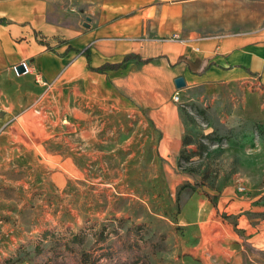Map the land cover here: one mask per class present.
<instances>
[{"label":"rangeland","instance_id":"rangeland-1","mask_svg":"<svg viewBox=\"0 0 264 264\" xmlns=\"http://www.w3.org/2000/svg\"><path fill=\"white\" fill-rule=\"evenodd\" d=\"M188 3L176 34L184 41L264 33V0ZM0 16L10 24L0 27V54L3 37L13 47L0 57V117L2 103L11 111L0 120V264H81L82 251L105 253L100 231L111 252L96 264H264V92L255 80L177 89L146 67L126 94L85 71L60 79L74 56L30 99L14 67L37 73L26 54L33 40L60 52L59 41L87 27L73 0H0ZM73 234L84 242L66 249Z\"/></svg>","mask_w":264,"mask_h":264},{"label":"crops","instance_id":"crops-1","mask_svg":"<svg viewBox=\"0 0 264 264\" xmlns=\"http://www.w3.org/2000/svg\"><path fill=\"white\" fill-rule=\"evenodd\" d=\"M188 1L73 0L77 5V16L83 18L81 24L87 27L86 30L69 41H59L57 45L60 52L55 51L49 43L41 45L33 40L26 54L34 55L32 65L37 73L15 75L16 88L33 99L42 94L44 90L41 87L56 79L61 69L75 56V62L61 74L60 79L73 78L85 71L88 75L111 77L112 82H117L126 94L133 93V82L146 67L152 68V73L161 69L174 87V80L178 77L184 80L182 88L203 86L208 90L223 83L231 84L239 79L251 78L257 83L258 89L264 92V33L224 34L197 43L162 39L165 35L180 32L184 19L188 18ZM0 19L4 21L0 24L1 28L10 25L4 16H0ZM36 26L31 25L35 30L32 32L34 38L38 36ZM2 42L5 44L0 57L7 61L13 47L6 37H3ZM67 46L73 50L65 52ZM83 48H88L89 66L93 68L105 63H120L128 54L149 61L131 60L118 70L98 73L89 70L85 57L76 52ZM179 56L191 61L206 59L211 65L202 74H195L190 72L184 62L176 63ZM5 90L8 92L7 87ZM1 106L6 112L2 113L0 120L5 122L7 112L11 111L6 104L2 103Z\"/></svg>","mask_w":264,"mask_h":264},{"label":"trees","instance_id":"trees-1","mask_svg":"<svg viewBox=\"0 0 264 264\" xmlns=\"http://www.w3.org/2000/svg\"><path fill=\"white\" fill-rule=\"evenodd\" d=\"M3 22H4L3 19H0V24ZM38 42L41 45H46V43H44L41 40H39ZM60 43H62V41ZM47 49L52 51V49L50 47H47ZM70 50H73V48H71L70 46H67L65 48V52H68ZM76 52L85 57L86 66L89 70L94 71V72H98V73H105L106 71H110V70H118L120 68H123V66L131 60H135L136 62H148L149 61V59H141L137 55L128 54V55L124 56L123 60L120 63H117V64L105 63L99 67L93 68V67L89 66L88 48H83L82 50H77ZM181 62H184L186 64L187 68L190 70V72H195V74H202L211 65V63H208L206 59L196 58L193 61H191L184 56H179L176 60V63L179 64ZM43 87L44 88L41 87V90H45V85ZM188 142H189V139L184 138L182 145H186V144H188ZM206 197L211 201L212 205L215 207V202L213 201V198L207 194H206ZM134 229H137V228L135 227ZM102 233L103 232H101V231L99 233H96L97 238L94 239V242L96 244L97 243L103 244V245L99 246V250H104L102 252H105V253H101L98 257L97 256L92 257L91 253L82 251L80 253L81 264H96V262L99 261L101 256H104L105 254L110 256L111 245H104V242L106 241L107 236L103 235ZM49 235H50L49 231H44L41 234V240L46 239V237ZM83 242H84V238H80L79 235L73 234V235H71L69 241L67 243H65V248L69 249V250H71V248H72L71 246H76L77 248H80L82 246ZM104 246H106V247H104ZM127 249L131 251V254L132 253L134 254L133 245H130V243H128ZM255 251H257V250H255ZM34 252H35V256H38L41 253V249H40L39 245H35ZM117 252H120V251H117ZM135 255H136L135 260H137V251L135 252ZM54 257L56 258V255H54ZM54 260L55 261H51L50 264H64L63 261H56V259H54ZM113 262H114L113 264H126L124 261H120V259H114Z\"/></svg>","mask_w":264,"mask_h":264},{"label":"water","instance_id":"water-1","mask_svg":"<svg viewBox=\"0 0 264 264\" xmlns=\"http://www.w3.org/2000/svg\"><path fill=\"white\" fill-rule=\"evenodd\" d=\"M14 70H15L17 75L23 74V72H24L21 64L18 66H15ZM174 85H175V88H177V89L184 87L185 83H184L183 78H181V77L176 78L174 80Z\"/></svg>","mask_w":264,"mask_h":264},{"label":"built area","instance_id":"built-area-1","mask_svg":"<svg viewBox=\"0 0 264 264\" xmlns=\"http://www.w3.org/2000/svg\"><path fill=\"white\" fill-rule=\"evenodd\" d=\"M170 41H174V40H178V41H180V42H183L184 40H182V39H180L177 35H173L172 37H170V39H169ZM21 65H22V68H23V73L25 74V73H27L28 72V67H27V65L25 64V63H21ZM173 99H174V101H177L178 100V96L177 95H175L174 97H173Z\"/></svg>","mask_w":264,"mask_h":264}]
</instances>
